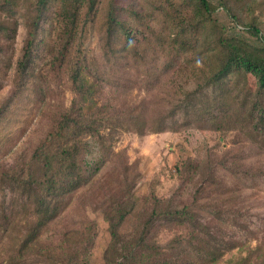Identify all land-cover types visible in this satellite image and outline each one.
Segmentation results:
<instances>
[{
    "label": "rangeland",
    "instance_id": "1",
    "mask_svg": "<svg viewBox=\"0 0 264 264\" xmlns=\"http://www.w3.org/2000/svg\"><path fill=\"white\" fill-rule=\"evenodd\" d=\"M90 1L54 0L35 36V64L23 75L18 64L30 38L36 0H17L10 7L0 0V170L41 175L43 147L51 151L53 165L58 167L55 155L63 140L50 135L59 121L67 114L75 121L80 111V117L94 125L83 137V185L68 210L49 225L40 245L27 249L19 264H264V127L257 130L248 119L255 101V76L230 74L231 114L219 116L223 128L196 122L161 132L137 131L133 117L153 126L168 116L183 92L204 84L209 59L189 55L168 60L148 49L144 58L111 64L102 47L105 15L112 3L125 7L135 2L96 0L98 11L92 17L88 16ZM209 1L213 19L227 35L260 45L243 27L256 24L264 37V0ZM79 5L75 25V18L71 20L64 11L71 8L75 14ZM158 18L150 24L168 37L164 16L158 14ZM141 29L145 38L156 43L153 31L141 26L138 33ZM211 31L209 23L196 35L204 40ZM80 58L93 68L88 77L96 85L94 98L87 102L75 93L71 76ZM169 61L173 66L166 69ZM172 120L168 118V123ZM167 199L200 209L202 215L200 205L222 203L242 226L208 217L210 233L197 235L186 224L160 221L136 249L135 259L123 258L122 250L107 253L111 243L108 210L115 206L113 212L118 215L121 206L126 217L120 232L136 241L143 232L142 221L158 200ZM13 221L8 228H0V264L10 263L27 226L25 214ZM215 249L217 256L209 254Z\"/></svg>",
    "mask_w": 264,
    "mask_h": 264
},
{
    "label": "trees",
    "instance_id": "2",
    "mask_svg": "<svg viewBox=\"0 0 264 264\" xmlns=\"http://www.w3.org/2000/svg\"><path fill=\"white\" fill-rule=\"evenodd\" d=\"M7 7L16 4L17 0H4ZM54 0H36L35 10L29 24H31L30 38L19 60L18 70L25 75L35 64L34 45L40 23L45 17L47 10ZM132 5L125 7L115 3L110 4L102 24V42L105 59L111 64H118L121 61H132L144 58V51L152 49L157 55H166L168 60H175L179 57L198 55L209 59V69L204 70L207 75L204 84L197 83L192 90L183 92L172 105L168 116L154 121L149 126L146 120L138 116L133 117V124L137 131L144 132L151 128L156 132L168 129H178L182 125L192 123H210L212 125L224 124L219 121V116L230 115L231 105L228 99L230 89V74L251 73L257 80L255 101L248 113V119L254 122L255 129L264 127V37L256 24H246L243 28L251 32L259 39L260 45H251L236 36H229L224 26L213 19V6L209 0H185L182 5H176L175 0H144L141 5L134 0ZM224 5V4H223ZM224 7V6H223ZM88 16H96L98 6L96 0L89 3ZM80 12V5L74 10L66 8L65 16L71 20L77 17ZM158 14L164 16L167 24L166 29L170 30L168 37L162 36L159 31L150 24L159 21ZM126 15V17H124ZM201 18V19H200ZM129 19L134 21V27ZM162 21V20H161ZM210 23L212 33H209L204 40L199 39L197 32ZM144 26L157 36L156 43L151 37L145 38L144 31L138 33L139 27ZM165 29V25L162 24ZM6 32V31H5ZM187 59V58H186ZM169 61L166 65L172 64ZM173 66V65H172ZM93 68L86 59H76L72 67V81L75 86V93L84 102L94 98L95 83L89 79ZM198 72H196L197 74ZM80 111L75 113V121H71L69 114L59 121L58 129L50 135L51 139L63 140L62 146L57 151L55 158H58L60 165L54 167L52 153L43 147L41 153L45 158L44 172L35 175L33 171H9L0 170V228L6 229L14 219L25 214L27 226L24 229L21 245L17 252L12 255L9 264H19L25 258L27 249L37 248L41 239L49 227L56 221L71 205V198L85 181V175L80 162L83 151V137L86 133L93 131V123L83 120ZM172 118L168 123V118ZM38 153V151H37ZM57 168V169H56ZM214 180H211V185ZM68 200V201H67ZM195 209L190 205H174L170 199L158 200V204L152 214L142 221L143 232L136 240L125 239L120 232V226L126 217V212L118 207L119 214L114 213L115 206L106 212L110 226L111 243L107 253L111 251L120 252L123 258L135 259V251L141 246L150 230L160 221L170 225H188L199 235L201 232L210 233L206 221L208 217L214 220L242 226L238 217L232 215L222 203L206 202ZM117 211V210H116ZM208 214V215H206ZM236 219V221H235ZM209 248H216V245H207ZM229 248V245H225ZM233 245H231L232 247ZM209 254L217 256V250ZM214 258L213 260H215ZM162 264H173L170 262ZM183 264V263H179Z\"/></svg>",
    "mask_w": 264,
    "mask_h": 264
}]
</instances>
